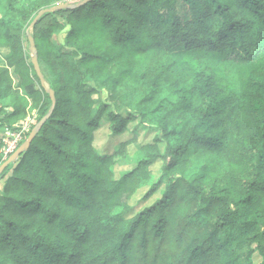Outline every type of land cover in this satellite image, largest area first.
<instances>
[{"label": "trees", "instance_id": "16d2710c", "mask_svg": "<svg viewBox=\"0 0 264 264\" xmlns=\"http://www.w3.org/2000/svg\"><path fill=\"white\" fill-rule=\"evenodd\" d=\"M82 1L0 0V264H264V0Z\"/></svg>", "mask_w": 264, "mask_h": 264}, {"label": "rangeland", "instance_id": "374dc122", "mask_svg": "<svg viewBox=\"0 0 264 264\" xmlns=\"http://www.w3.org/2000/svg\"><path fill=\"white\" fill-rule=\"evenodd\" d=\"M2 16L1 10H0V17ZM33 29H31V33H32ZM25 48L28 52V54L30 55V58H32V51L30 48V41L29 38L27 40V37H25ZM7 54V50L5 48H2L0 50V63H4L5 64V59L4 57ZM108 94V92L104 91L102 93V97H106ZM27 109H28V115H27V119L30 118L33 121H35V119L37 117H35L37 115V110L31 107V102L29 101L28 105H27ZM25 120V119H24ZM23 121V120H22ZM21 122V121H20ZM33 124V123H32ZM9 130L6 129L5 133V138H7V132ZM154 133L156 134V132L154 131ZM130 134H125V136H127L128 138H130L129 136ZM150 138H153V131L152 134H148L147 133V129L146 128H141L140 129V135H139V140H148ZM122 139V137H112L111 133L109 132L107 126L103 127L102 129L99 130V132L97 133V139H96V146L98 149H100L101 151H113L115 150V147L120 144V140ZM137 144H130L127 150V156L124 160H122L117 166H116V174L117 176H121L122 174H124L125 172H127L129 169L133 168V166L135 165V154L137 152ZM193 160L197 163H201V161L196 158L193 157ZM156 171H157V167H155ZM4 181H2L0 183V189L3 186ZM145 193V192H144ZM143 195V191H139L133 198H131L130 202L131 205L135 208V209H141L145 204V202H143L142 196ZM153 200H150L147 204L151 203ZM255 262H259L261 260V258L259 256H255L254 258Z\"/></svg>", "mask_w": 264, "mask_h": 264}, {"label": "water", "instance_id": "95a60500", "mask_svg": "<svg viewBox=\"0 0 264 264\" xmlns=\"http://www.w3.org/2000/svg\"><path fill=\"white\" fill-rule=\"evenodd\" d=\"M89 0H83L81 2V4H84L86 2H88ZM76 5L74 4H68V3H63L60 5H55V6H51V7H47L44 8L42 11L39 12V14L34 18V20L32 21V23L30 24L29 28L27 29V36L29 38L30 41V48L32 51V63L35 67V70L42 82V84L44 86H46V82H45V77L44 74L42 72L40 63H39V58H38V50L36 47V43H35V39L33 37V35L31 34V29L36 25V23L38 22V20L41 18L42 15H44L45 13L48 12H53L62 8H68V7H75ZM51 93V97L53 100V105L52 108L50 110V112L44 116L30 131L29 135L27 136V138L24 140V142H22V144L1 164L0 166V175L2 174V172L5 170V168H7L12 162H14L23 152H25L31 145L33 139L35 138V136L37 135V133L41 130L43 124L46 122L47 118L50 116L51 112L53 111V109L56 106L57 100H56V96H55V92L53 89H51L50 91Z\"/></svg>", "mask_w": 264, "mask_h": 264}, {"label": "built area", "instance_id": "2783aa9c", "mask_svg": "<svg viewBox=\"0 0 264 264\" xmlns=\"http://www.w3.org/2000/svg\"><path fill=\"white\" fill-rule=\"evenodd\" d=\"M37 117V115L35 116ZM36 120V119H35ZM34 121L30 118H26L17 124L16 130H9L7 132V138H4L3 152L5 158H8L27 138V134L30 133Z\"/></svg>", "mask_w": 264, "mask_h": 264}]
</instances>
